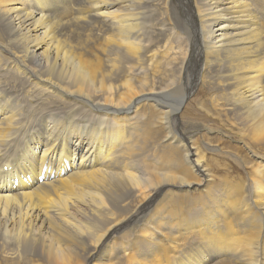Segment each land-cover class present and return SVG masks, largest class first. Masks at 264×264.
Segmentation results:
<instances>
[{
  "label": "bare ground",
  "instance_id": "bare-ground-1",
  "mask_svg": "<svg viewBox=\"0 0 264 264\" xmlns=\"http://www.w3.org/2000/svg\"><path fill=\"white\" fill-rule=\"evenodd\" d=\"M1 52L0 73L40 101L42 132L26 151L11 148L24 108L0 77L2 264H205L210 250L224 258L215 264H264V163L241 200L207 194L230 216L227 238L210 211L189 225L171 216L188 197L160 198L171 187L211 193L190 134L182 143L168 131L197 83L210 115L264 154V0H0ZM237 211L245 238L230 228ZM186 240L201 243V262L192 244L176 245Z\"/></svg>",
  "mask_w": 264,
  "mask_h": 264
},
{
  "label": "rangeland",
  "instance_id": "rangeland-1",
  "mask_svg": "<svg viewBox=\"0 0 264 264\" xmlns=\"http://www.w3.org/2000/svg\"><path fill=\"white\" fill-rule=\"evenodd\" d=\"M91 26H90L91 28L90 29L88 28V30L85 33H89V31H92V33H90L89 36L91 38L94 37L93 39H95L101 34L99 32L98 25L92 24ZM69 33L67 32L66 35H68ZM105 34L107 35V33L104 34L102 33V35ZM73 39L74 38L71 37V39H69L70 42H72ZM0 57L4 58L2 52L0 53ZM1 65L5 66L7 65V62L2 59ZM0 77H1V83L5 85L7 83L10 86L12 85L15 86V89L12 92H15L17 95L16 96L17 104H20V106H23L24 108V112L22 111L23 116L19 115L20 128L18 131L14 133L13 135L14 138L12 141L13 143H11L12 147L11 146L10 147L13 148V150L15 148V150L26 151L27 148L30 147V145H32L33 140L39 138L42 133L39 131L37 115L34 116L35 113L33 111V107L37 106L40 101H36L37 105H35L28 99L29 95L25 92L26 91L25 88L27 86L26 80H23L21 77H16V76L7 77L6 75H4V73H0ZM34 91L35 90H33V93L30 94L36 95L37 91L35 92ZM208 96H209V92L207 89H205L203 82L194 85L193 91L189 94V96L185 99V101H183L181 105L180 115L178 114L175 120H170L168 131L170 132L169 136L173 138L177 137L179 140H181L182 143H184V141L186 140L185 137L187 136H185V134L188 133L190 134L192 138V144H193L192 146L196 149V151H198L199 156L203 157L201 158V160H203L204 162L202 163V165H204L203 167L205 168V171L210 175L209 177L210 182H208L207 185L210 188L211 193L210 192L204 193L206 189L204 190L202 188L197 189L196 187H195L196 189L193 187L190 190L185 188L179 189V188L171 187L170 189L166 188L164 191H162L160 198H164L166 194H167L166 196H168L169 198H176L183 196L188 197V198H182L183 200L181 201L180 200L177 201V198L173 200V202L176 201V204L173 203L171 205L170 209H173L171 212V216L173 218H179L181 220L186 219L185 223L189 225L190 221L194 219H196V221L204 222L205 219L208 218L207 216L208 212H206V210L210 211L211 216L214 215V217L216 216L218 217L217 226L219 229L217 228L216 230L221 232L220 236L223 235V238H227L228 236L226 232L227 224H228L227 221L229 220L230 216L228 214L226 217L227 219L224 220V217L222 215L221 216L223 219L220 218L221 216H219L217 213H214L215 210L213 206H211V204H209L206 200L207 194L209 195V198L210 196L212 198L229 197L228 201L230 200L233 201L235 197L240 198V200L244 198V190L253 189L252 188L253 183H250V180L252 179V177L254 178L252 180H255V178L257 177L256 173L254 172H256L255 169L256 167L261 166L259 161L261 163H264V161L259 160L257 157L261 156V158H264V154L263 153L261 154L257 150L252 149L251 147L253 146L247 145L248 141L246 142L244 140V136L238 132L239 131V128L237 127L238 125L235 124L233 121H230L229 119L224 117L217 118L210 115V111L212 110V107L210 106V101H209L210 99ZM202 100L203 102H205V104L202 107H200L197 101H202ZM190 110H192L191 112L193 114L190 113ZM182 112H187V113L189 112V113L181 117ZM92 113L96 114L93 111ZM232 124L236 126H233ZM9 144L10 142L8 143V145ZM0 149H2V147H0ZM9 153L11 154V151H9ZM262 181L264 182V178H262ZM212 187H214L213 190L211 189ZM232 190L233 191L235 190L236 192L240 190L239 192L241 191L242 192L240 193V195H238L239 197L238 196L232 197L230 196L233 192ZM187 199L193 201L194 203H189L190 201H188ZM195 200H199V201L195 202ZM165 203L166 200L162 204ZM239 214L240 213L238 212L237 215ZM188 215L190 216L189 218ZM242 216L244 215L238 217L233 216L234 218L231 217L230 228L233 229L237 228V230L236 229L234 230L238 231L237 232L238 236L240 234V237L245 238V236L247 235L246 233H248L249 229L246 228L244 229L242 225V222L244 221V217ZM199 217L200 219H198ZM190 228H192V230L195 231L196 227L190 226ZM186 241L183 242L181 241L180 243L177 242L176 245H178L181 249L187 252L189 249L188 246L192 244L190 245L192 247L190 249L191 252L189 251L188 253H190L191 255L196 254L195 256L201 262V256L196 249L201 243L193 244L191 243L192 242L191 240L187 242ZM118 242L120 243V241ZM201 248L202 246H200L199 249L201 250ZM136 252L137 251L135 246H130L127 253L136 254ZM188 253L186 254L185 257H187ZM209 253L211 254H207V258H210V255H212L210 261H206V259L202 260L205 261V264H215L219 260L224 259L223 257L216 256V254L218 253L215 252L214 250H210ZM168 254L176 256V253L170 251L168 252ZM150 258L151 256L147 257V259ZM157 258L158 260H154V261L156 262L162 261V258L161 259L159 257ZM226 260L230 261V259H226ZM230 262H232V260ZM2 263L3 262L0 261V264ZM163 264H165V262ZM172 264H179V263L174 262Z\"/></svg>",
  "mask_w": 264,
  "mask_h": 264
}]
</instances>
